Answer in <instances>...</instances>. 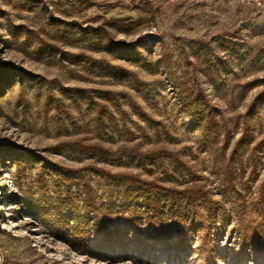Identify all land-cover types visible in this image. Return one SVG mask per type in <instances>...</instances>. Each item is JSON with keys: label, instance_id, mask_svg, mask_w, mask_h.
I'll use <instances>...</instances> for the list:
<instances>
[{"label": "rangeland", "instance_id": "rangeland-1", "mask_svg": "<svg viewBox=\"0 0 264 264\" xmlns=\"http://www.w3.org/2000/svg\"><path fill=\"white\" fill-rule=\"evenodd\" d=\"M188 96L206 104L198 123L182 106ZM137 107L175 140L158 139ZM103 109L120 127L126 121L135 140L119 134ZM245 121L250 143L239 150L245 170L235 171L243 205L221 194L217 174L225 162L211 150L228 135L229 153ZM263 138L264 0H0V264H264V220L250 204L264 180V146L251 151ZM77 139L112 148L165 146L191 172L184 170L185 178L177 172L175 180L167 157L102 163L58 148ZM123 172L171 186L203 184L226 209L224 227L211 232L208 246L203 208L194 224L130 213L119 219L120 212L113 217L129 227L127 241L148 244L154 260L99 255L93 248L103 238L74 240L54 209L66 187L76 194L85 182L104 205L111 200L122 209ZM181 245V256L172 255Z\"/></svg>", "mask_w": 264, "mask_h": 264}, {"label": "trees", "instance_id": "trees-1", "mask_svg": "<svg viewBox=\"0 0 264 264\" xmlns=\"http://www.w3.org/2000/svg\"><path fill=\"white\" fill-rule=\"evenodd\" d=\"M102 61L114 70L121 68L111 65L105 60ZM119 70L124 69L121 68ZM123 72L128 71L124 70ZM254 84L255 83L248 84V88L252 89L255 86ZM257 98L258 96L254 98L250 106L255 105ZM182 106L187 109L191 122L198 123L206 104L198 102L191 98V96H188L182 99ZM198 108H202V111H199ZM137 110L141 118L149 123V129H152L158 139H162L164 136L165 141L173 142L175 140V136L161 121H157L140 107H137ZM104 111L110 114L113 119V124L117 128L119 134L126 133L127 136H130V141L135 140L136 131H133L130 126L127 125L126 121H123V125L120 127L114 113L108 109ZM102 112L101 110L97 116L99 122L103 121ZM121 112L123 114H128V111L123 108ZM213 126L214 122L211 119L207 123L204 139L207 140L209 138V131ZM142 130L144 134H148L146 128H142ZM104 134L106 133L104 132ZM248 135V124L245 121L243 133L234 143L229 153L228 135L224 136V141L220 147H212L211 150L218 153L225 162L224 165L220 167L217 174L220 181V188L222 189L221 194H223L225 198L243 201V205H246V194L240 191L235 184V171L238 169L240 175L244 173L245 169L242 157L239 155V150L243 148L245 144L250 143ZM214 136L215 143L218 141V133ZM110 138L113 137L110 136ZM263 146L264 138L253 146L251 151L252 155L254 156ZM58 148H63L62 150L66 151L80 150L86 152L95 156L97 162L102 163H108L115 159L122 158L133 161L136 158L143 161L159 160L163 163L164 159L167 157L175 164L176 171L173 173L175 180H180L179 177H177V172L181 173L182 178H185L183 173L184 170L191 172V168L178 156L177 152L170 151L165 146L143 150L141 148V143L138 142L133 145L122 143L116 148H112L104 146L100 142H87L85 139H77L62 142ZM236 156H238L237 160L235 159ZM237 163H239V167ZM105 171V169L101 170L100 172L102 173H100V176L108 179ZM120 177L121 182L124 184L123 190L118 191L122 194V209H119L111 200L104 205L103 199L98 197L94 187L89 182L83 183L81 191L76 194L73 193L72 189L66 187L63 196L59 199V204L54 209L57 218L60 219L63 229L69 230L74 240L88 238L91 234H94V237L103 238L99 245L93 248L99 255L113 258L134 259L138 262H141L145 258L146 263H152L154 260L152 257L153 248L148 244L140 240L133 242V244L127 241L129 227L124 223H115L117 219L113 217V215L119 214L120 212H122L123 215L119 219H122L125 213H130V217L134 216L132 218L136 219H142L144 215L153 220L162 218V216H172L179 222L183 223L189 221L191 224H194L200 220L201 215L199 214V209L203 208L207 211L208 225L203 224L201 228L204 230L205 235L208 236L206 238L207 242H209V244H207L208 246L213 242L211 239V232L214 230L219 231L224 227L223 223L226 222V220H224V214H226L225 207L221 205L220 201H218L203 184L197 181L192 180L184 186H171L160 182L158 178H143L140 174L123 172L120 174ZM250 204L253 205L254 211L264 220V180L261 184L257 200L255 201V199H253ZM235 231L236 228L234 227L231 230L230 237H232ZM172 249V255L180 257L183 250H185V246L172 247ZM199 250V252L206 254V256H213V251L211 250Z\"/></svg>", "mask_w": 264, "mask_h": 264}]
</instances>
